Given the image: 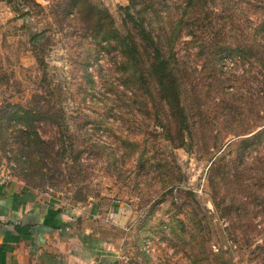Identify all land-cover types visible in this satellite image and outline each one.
<instances>
[{"label":"rangeland","instance_id":"obj_1","mask_svg":"<svg viewBox=\"0 0 264 264\" xmlns=\"http://www.w3.org/2000/svg\"><path fill=\"white\" fill-rule=\"evenodd\" d=\"M3 1L1 171L105 221L119 264H264L263 48L222 53L214 66L213 49L179 42L193 125L169 132L151 101L128 106L118 48L98 42L80 1ZM84 1L121 34L127 7L138 16L150 6L167 30L184 3ZM208 3L223 18L204 21L206 41L220 32L250 45L264 33V0ZM31 140L41 153L22 152Z\"/></svg>","mask_w":264,"mask_h":264},{"label":"trees","instance_id":"obj_2","mask_svg":"<svg viewBox=\"0 0 264 264\" xmlns=\"http://www.w3.org/2000/svg\"><path fill=\"white\" fill-rule=\"evenodd\" d=\"M75 1L81 2L79 15L81 19L89 23L98 42L104 41L105 48L112 45L118 48L120 61L115 71L123 78L122 84L126 93H130L127 98L132 101L128 106L140 105L139 108H141L151 101L160 125L169 132L175 125L178 130L187 128L192 134L193 123L189 119L192 107H189L191 103L186 102L182 91L184 75L181 74V66L183 63L174 52L179 42L185 44L192 42L196 44L199 51H204L206 45L213 49L211 62L214 66L216 57L222 53L228 55L237 53L244 59L245 54L256 58L258 53L256 50L263 48L264 51V33L255 36L257 38L252 34L250 45L227 40L220 32L214 34L212 40L206 41L202 34L204 21L209 17L216 18L218 15L223 18L222 11L219 13L210 8L208 0H183L184 3L179 6L180 16L176 22L169 23L170 28L167 30L166 22L153 17L147 18L146 14H149L150 6L146 5L142 10L136 9L135 14L138 16L130 13V8L127 7V29L124 34L113 28L112 22L109 25L104 24V17L109 16L106 10L91 4L84 5V0ZM183 29L187 30L190 40H183L181 34ZM259 32L258 27L257 33ZM141 95L145 100L142 105ZM22 147H24L22 152L26 154L41 153L40 145L32 140Z\"/></svg>","mask_w":264,"mask_h":264},{"label":"crops","instance_id":"obj_3","mask_svg":"<svg viewBox=\"0 0 264 264\" xmlns=\"http://www.w3.org/2000/svg\"><path fill=\"white\" fill-rule=\"evenodd\" d=\"M110 230L79 207L22 186L0 167V264H119Z\"/></svg>","mask_w":264,"mask_h":264}]
</instances>
